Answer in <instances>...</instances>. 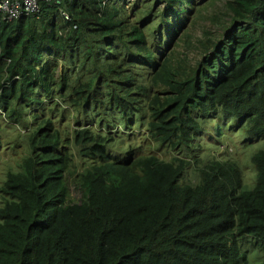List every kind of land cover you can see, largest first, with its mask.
Returning <instances> with one entry per match:
<instances>
[{
  "label": "trees",
  "instance_id": "16d2710c",
  "mask_svg": "<svg viewBox=\"0 0 264 264\" xmlns=\"http://www.w3.org/2000/svg\"><path fill=\"white\" fill-rule=\"evenodd\" d=\"M218 1L0 15V264H264V0Z\"/></svg>",
  "mask_w": 264,
  "mask_h": 264
},
{
  "label": "rangeland",
  "instance_id": "374dc122",
  "mask_svg": "<svg viewBox=\"0 0 264 264\" xmlns=\"http://www.w3.org/2000/svg\"><path fill=\"white\" fill-rule=\"evenodd\" d=\"M226 0H219L217 2L216 5H211L209 7V9L207 11H209L210 13H215L216 11H218L219 9H224V2ZM209 25V26H208ZM205 26H208V28H210L214 33L219 34L221 33V28H219V25H210V22L208 20L205 19H201L199 20V24L197 25V27L195 29L191 30V33L193 34V38H191V40L194 42L195 38H203V28ZM192 49L189 50V60L191 61H195V59H198V52L196 49H194L193 47H191ZM178 51L184 52L186 53V49L185 47L182 46V48H178ZM264 141L260 140L258 142L249 144V145H236V147H230L227 150H224L225 154L227 156H229L228 158H232L235 159L243 168L245 176L247 177L250 176L251 180H255L257 171L255 166L253 165L252 161H251V156L252 154L258 150L259 148L264 147ZM236 148V150H235ZM233 149V150H232ZM234 154V156H233ZM254 182H250L249 180L247 181V185L246 187L251 188L253 186ZM71 191H72V195L76 198V199H80L81 198V192L77 189H75L74 186H71ZM244 248L249 252V255L253 257V260L255 261V264H260V260H259V255H260V251L253 248L250 245L246 244L244 245Z\"/></svg>",
  "mask_w": 264,
  "mask_h": 264
},
{
  "label": "built area",
  "instance_id": "2783aa9c",
  "mask_svg": "<svg viewBox=\"0 0 264 264\" xmlns=\"http://www.w3.org/2000/svg\"><path fill=\"white\" fill-rule=\"evenodd\" d=\"M44 2L60 3V0H0V15L6 20H14L27 15H39ZM66 19L70 15L63 11Z\"/></svg>",
  "mask_w": 264,
  "mask_h": 264
}]
</instances>
